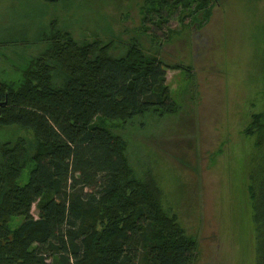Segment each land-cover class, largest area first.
Returning <instances> with one entry per match:
<instances>
[{
    "label": "trees",
    "instance_id": "16d2710c",
    "mask_svg": "<svg viewBox=\"0 0 264 264\" xmlns=\"http://www.w3.org/2000/svg\"><path fill=\"white\" fill-rule=\"evenodd\" d=\"M218 1L145 0L142 27L161 30L175 17L200 26ZM52 25L20 77H0V132L33 136L0 139V264H196L198 240L163 205L152 173L138 171L128 156L125 132L135 118L181 111L167 83L161 36L150 34L152 51L133 38L115 56L119 39L79 41ZM244 134L260 147L248 194L256 263L264 264L263 113L252 115ZM15 218L21 222L13 227Z\"/></svg>",
    "mask_w": 264,
    "mask_h": 264
},
{
    "label": "rangeland",
    "instance_id": "374dc122",
    "mask_svg": "<svg viewBox=\"0 0 264 264\" xmlns=\"http://www.w3.org/2000/svg\"><path fill=\"white\" fill-rule=\"evenodd\" d=\"M143 5L145 0H0V43L16 42L0 44V77H20L21 66L41 49L35 41L52 24L79 41L119 39L115 56L125 54L133 38L152 51L150 34L161 36L167 83L181 111L135 118L125 132L129 159L138 171L152 173L163 205L198 240L196 264H257L248 184L260 147L244 129L254 113L264 114V0H219L205 24L175 17L149 31L142 27ZM19 136L33 138L21 129L0 132L1 140ZM20 222L15 218L12 226Z\"/></svg>",
    "mask_w": 264,
    "mask_h": 264
},
{
    "label": "water",
    "instance_id": "95a60500",
    "mask_svg": "<svg viewBox=\"0 0 264 264\" xmlns=\"http://www.w3.org/2000/svg\"><path fill=\"white\" fill-rule=\"evenodd\" d=\"M43 1L46 3L54 4V3H57L59 0H43Z\"/></svg>",
    "mask_w": 264,
    "mask_h": 264
}]
</instances>
